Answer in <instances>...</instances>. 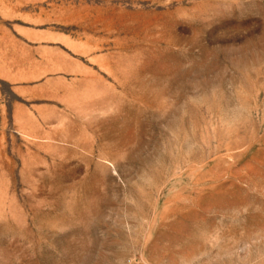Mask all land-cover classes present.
Listing matches in <instances>:
<instances>
[{
	"label": "rangeland",
	"instance_id": "374dc122",
	"mask_svg": "<svg viewBox=\"0 0 264 264\" xmlns=\"http://www.w3.org/2000/svg\"><path fill=\"white\" fill-rule=\"evenodd\" d=\"M0 264H264V0H0Z\"/></svg>",
	"mask_w": 264,
	"mask_h": 264
}]
</instances>
